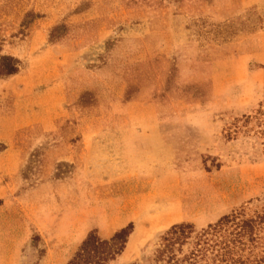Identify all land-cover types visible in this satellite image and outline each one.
<instances>
[{"label":"rangeland","instance_id":"374dc122","mask_svg":"<svg viewBox=\"0 0 264 264\" xmlns=\"http://www.w3.org/2000/svg\"><path fill=\"white\" fill-rule=\"evenodd\" d=\"M261 130L264 0H0V264H69L130 225L107 264H160L174 225L262 205ZM134 131L144 193L112 176Z\"/></svg>","mask_w":264,"mask_h":264},{"label":"trees","instance_id":"16d2710c","mask_svg":"<svg viewBox=\"0 0 264 264\" xmlns=\"http://www.w3.org/2000/svg\"><path fill=\"white\" fill-rule=\"evenodd\" d=\"M15 71L11 68L7 74ZM261 132L264 136V131ZM227 135L230 137L232 133ZM247 210L224 216L201 231H196L192 224L174 225L162 237L157 261L160 264H264V202L252 213ZM132 230L130 225L110 240H101L90 233L69 264H107L124 251Z\"/></svg>","mask_w":264,"mask_h":264},{"label":"crops","instance_id":"0c3cea01","mask_svg":"<svg viewBox=\"0 0 264 264\" xmlns=\"http://www.w3.org/2000/svg\"><path fill=\"white\" fill-rule=\"evenodd\" d=\"M139 128L140 127H138V129ZM153 128L157 129L158 127L154 126ZM132 134L133 136L125 138L123 147H119L120 159L118 160H120V163L112 166L113 170L118 166L121 173L119 176L113 173L112 176L115 177L114 179H120L119 182L121 183L125 182V185L131 188V192L144 193L148 192L149 186V162L146 159H143V155L151 151V144L146 142L147 139L144 137L143 132L134 131ZM156 144L158 145L157 142ZM160 147L164 149V146L160 145ZM115 160H117V158H115ZM153 168L157 169L158 167L154 166ZM114 183H117V181H114ZM137 210L139 211L138 207L134 208L130 214L109 217V220H107L108 224L118 225L112 234H115L118 230L122 229L123 226L129 223L133 224L134 217L137 216ZM141 222L142 221H139V223ZM136 233L131 235L126 247V253L134 250L133 241L136 242L138 240Z\"/></svg>","mask_w":264,"mask_h":264}]
</instances>
